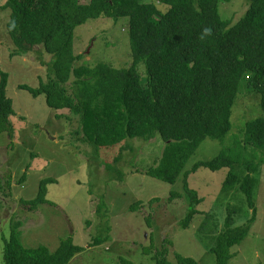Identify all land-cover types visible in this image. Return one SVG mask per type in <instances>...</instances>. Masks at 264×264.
Segmentation results:
<instances>
[{
	"label": "trees",
	"instance_id": "obj_1",
	"mask_svg": "<svg viewBox=\"0 0 264 264\" xmlns=\"http://www.w3.org/2000/svg\"><path fill=\"white\" fill-rule=\"evenodd\" d=\"M219 1L7 0L3 8L11 9L7 30L16 47L12 55H24L40 46L53 56L46 63V81L37 87L23 83L19 88L35 97L44 94L50 107L68 109L79 117L76 134L83 142L99 149L137 137L149 140L161 136L165 142L162 157L145 173L169 183L183 176L184 191L190 199L181 221L183 228L190 226L204 200L190 186V174L202 166L229 168L223 191L239 189L253 210L245 224L234 227L235 208L227 207L226 229L216 237L212 251L217 264H229L235 255L233 248L242 243L257 220L256 174L264 163V117L247 121L243 138L224 146L213 159L198 161L188 170L186 165L204 139L224 142L232 129L233 107L247 73V84L260 95L264 112V0H249L246 13L233 25L220 16ZM156 2L168 5V9L160 10ZM103 15L129 17L130 66L77 64L83 58L74 51L77 26ZM140 63L146 65L145 79L138 71ZM8 80L9 74L0 68V135L8 132L13 137L11 116L16 111L7 93ZM25 177L26 172L20 182ZM54 181L53 177L43 178L38 195L25 204L50 202L47 185ZM183 195L174 190L170 198ZM142 205L137 201L131 209ZM147 221L151 225L150 217ZM22 225L21 219L10 223L5 264H68L86 249L72 237L63 239L55 251L46 245L28 248L21 239ZM110 233L107 226L90 245L107 242ZM166 242L158 247L152 239L143 251L152 254L157 264H197L195 258L179 253L177 262L170 261ZM119 262L135 264L123 256Z\"/></svg>",
	"mask_w": 264,
	"mask_h": 264
},
{
	"label": "rangeland",
	"instance_id": "obj_2",
	"mask_svg": "<svg viewBox=\"0 0 264 264\" xmlns=\"http://www.w3.org/2000/svg\"><path fill=\"white\" fill-rule=\"evenodd\" d=\"M6 1L0 0V68L9 74L7 93L13 99L16 114L11 116L13 137L8 132L0 135V264H5L4 246L13 219L23 221L21 239L28 248L46 245L55 251L69 237L86 247L68 264H120L122 256L135 264H157L152 254L143 251L152 239L158 247L167 239L168 258L173 263L179 253L195 258L197 264H217L212 247L218 234L226 229L228 205L235 208L234 227L245 224L253 213L239 189L223 191L229 168L211 170L202 166L190 174V186L204 200L190 226L183 228L181 221L190 202L183 176L169 183L145 173L162 157L165 142L160 135L149 140L137 137L99 149L91 147L76 134L79 117L68 109L50 107L44 94L35 97L19 88L23 83L37 87L40 81H46V63L53 56L40 46L24 55H12L16 47L7 30L11 9L3 8ZM248 2L220 0V16L233 25L246 13ZM156 4L162 11L168 9L164 3ZM129 23V17L103 15L77 26L74 51L83 55L77 64L130 66ZM138 71L143 79L147 77L145 63L138 65ZM248 75L240 84L232 129L224 142L204 139L187 162V170L241 140L247 121L264 117L260 95L247 84ZM127 144L131 145L129 149ZM236 169L241 173L239 165ZM25 172L26 177L20 182ZM256 175L257 220L242 243L233 248L235 255L229 264H264V163ZM46 177L55 178L47 185L50 202L25 204L38 195L40 181ZM174 190L184 195L171 200ZM155 198L159 200L152 201ZM137 201L143 205L131 209ZM107 226L111 227V239L90 245Z\"/></svg>",
	"mask_w": 264,
	"mask_h": 264
}]
</instances>
